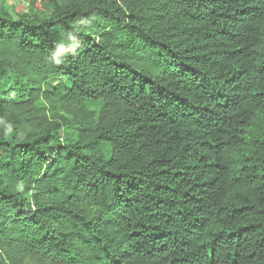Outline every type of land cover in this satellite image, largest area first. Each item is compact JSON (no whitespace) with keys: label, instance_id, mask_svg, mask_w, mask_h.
I'll list each match as a JSON object with an SVG mask.
<instances>
[{"label":"trees","instance_id":"obj_1","mask_svg":"<svg viewBox=\"0 0 264 264\" xmlns=\"http://www.w3.org/2000/svg\"><path fill=\"white\" fill-rule=\"evenodd\" d=\"M0 1V264H264V0Z\"/></svg>","mask_w":264,"mask_h":264},{"label":"rangeland","instance_id":"obj_2","mask_svg":"<svg viewBox=\"0 0 264 264\" xmlns=\"http://www.w3.org/2000/svg\"><path fill=\"white\" fill-rule=\"evenodd\" d=\"M4 3V6L8 9V11L13 15L19 11H27L29 10V6L24 0H0ZM29 264V263H26Z\"/></svg>","mask_w":264,"mask_h":264}]
</instances>
